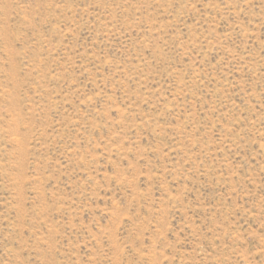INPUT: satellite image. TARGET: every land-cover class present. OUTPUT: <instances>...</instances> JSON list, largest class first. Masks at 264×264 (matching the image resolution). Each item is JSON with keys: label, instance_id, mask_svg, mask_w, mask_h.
<instances>
[{"label": "rangeland", "instance_id": "1", "mask_svg": "<svg viewBox=\"0 0 264 264\" xmlns=\"http://www.w3.org/2000/svg\"><path fill=\"white\" fill-rule=\"evenodd\" d=\"M0 264H264V0H0Z\"/></svg>", "mask_w": 264, "mask_h": 264}]
</instances>
